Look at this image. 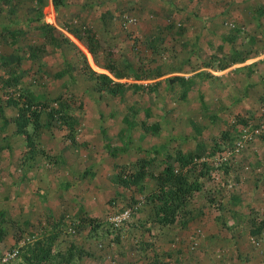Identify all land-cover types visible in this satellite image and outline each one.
Segmentation results:
<instances>
[{
    "label": "rangeland",
    "instance_id": "1",
    "mask_svg": "<svg viewBox=\"0 0 264 264\" xmlns=\"http://www.w3.org/2000/svg\"><path fill=\"white\" fill-rule=\"evenodd\" d=\"M261 3L0 0V99L26 90L61 97L80 120L68 130L42 117L28 126V144L11 121L15 109L0 101V264H26L45 238L52 250L43 264H248L264 243V229L249 233L264 226V52L224 69V59L206 58L222 57L228 30L238 31L235 47L264 49ZM65 23L94 30L112 59L107 50L93 56ZM148 39L166 49L155 53ZM97 74L121 83L119 92L99 90ZM9 77L18 83L3 84ZM240 113L257 118L220 137ZM163 146L199 153L206 191L171 224L153 219L151 178L142 190L115 180L142 149Z\"/></svg>",
    "mask_w": 264,
    "mask_h": 264
},
{
    "label": "trees",
    "instance_id": "2",
    "mask_svg": "<svg viewBox=\"0 0 264 264\" xmlns=\"http://www.w3.org/2000/svg\"><path fill=\"white\" fill-rule=\"evenodd\" d=\"M63 2L64 0H53V5L57 8ZM254 11L258 13L256 16L259 22L264 20V3L256 6ZM63 27L77 38H80L93 56L96 57L99 51L107 50L108 58L112 59L111 46L105 43L102 44L98 35L91 28L82 26V29H80V31H82L80 32L76 27L66 23ZM258 33L264 35V30ZM11 34L13 35L14 32H11ZM237 34V30H233V32L228 30L225 35H220V42L217 49L222 57L218 58L216 55L214 57L212 54L208 53L206 59H224V61L218 62L217 65L220 69H224L228 65L244 62L250 56L264 52V49L256 47H246L242 49L235 47ZM64 38L66 37L64 36ZM261 38H263V36H261ZM50 39L54 41L53 37H50ZM145 45L152 48V51L158 54L166 49L161 41H155L153 39L146 40ZM203 53L205 54L206 52L203 50ZM200 59L204 58L200 57ZM103 66L116 78L122 77V75L116 71L113 61H108L104 63ZM97 77L102 78L101 83L98 84L99 90H106L111 94L119 92V88L122 86L121 83L113 82L105 74H97ZM185 80L188 79L183 77H172V81L184 82ZM18 81L19 79L16 77H9L3 79L2 83L12 85L17 84ZM5 94L6 97L0 99V101L5 102V104L15 109V115L12 117L11 121L15 126L16 133L28 141V144H31L32 141L28 126L32 125L33 128L36 129L42 123V117H44L47 125L62 129H64L63 127L66 125L65 127L68 130L76 127L80 121L75 114L70 112V105L61 97H54L51 100L43 99V101H41L35 98V94L32 91L28 90L21 91L17 96ZM261 115L262 114L259 116ZM256 118L255 116H248L240 113L233 115L229 120L225 119L229 128L222 129L220 131V137H227L231 127L234 128L237 125L248 126L252 124ZM217 140L218 137L214 138L213 144H216ZM166 147L167 146H163L162 148L155 147L154 149H142L143 155L137 158L136 163L134 165L120 167L115 177L118 185H140L141 190L144 186L143 183L145 178L149 177L152 179L154 186L147 196L151 202L153 219L159 224H171L176 222L178 216L186 210L185 208L188 207L189 201L192 200L196 193H206L204 190L205 182L203 181L204 173L200 165H198V162L195 161L199 153L197 151H183L180 147L172 149ZM200 149L202 150V147ZM209 150H213V147H209ZM201 165H204V163ZM232 197L236 198V195ZM230 205L231 207L234 206V204ZM263 229L264 226L260 225L257 230H252L249 233L251 236L257 237L263 234V232H261ZM3 237L4 232L0 227V241ZM51 250L52 242H50L49 239H37L33 245L29 247L27 253L23 255V258L26 264H43V262L48 260Z\"/></svg>",
    "mask_w": 264,
    "mask_h": 264
},
{
    "label": "crops",
    "instance_id": "3",
    "mask_svg": "<svg viewBox=\"0 0 264 264\" xmlns=\"http://www.w3.org/2000/svg\"><path fill=\"white\" fill-rule=\"evenodd\" d=\"M256 251V255H250L251 260L248 261V264H264V243L258 246ZM130 252H132V250H130Z\"/></svg>",
    "mask_w": 264,
    "mask_h": 264
}]
</instances>
